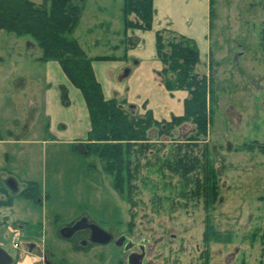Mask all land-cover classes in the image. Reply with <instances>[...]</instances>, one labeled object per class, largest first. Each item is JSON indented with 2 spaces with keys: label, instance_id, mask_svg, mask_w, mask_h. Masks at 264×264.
<instances>
[{
  "label": "rangeland",
  "instance_id": "obj_1",
  "mask_svg": "<svg viewBox=\"0 0 264 264\" xmlns=\"http://www.w3.org/2000/svg\"><path fill=\"white\" fill-rule=\"evenodd\" d=\"M121 4L85 0L73 36L88 55L122 54ZM102 21L110 26L99 25ZM210 21L212 64L198 66L212 78L206 140L219 172L218 198L209 211L217 232L209 242L203 236V200L177 194V176L167 169L163 176L155 171V157L152 168L141 169L147 179L137 181L129 225V206L113 189V177L97 154L80 152L76 142L42 141L51 134L40 91L46 87L41 49L28 37L0 30V182L13 177L21 190L32 180L41 190L37 200L13 196L11 214L0 213V244L12 264H44V257L51 264L125 263L113 239L82 244L86 231L60 236L61 226L86 216L113 238L126 232L133 239L138 231L149 234L144 264H264V0H215ZM191 130L185 123L176 128V137ZM16 230L17 250L9 241Z\"/></svg>",
  "mask_w": 264,
  "mask_h": 264
},
{
  "label": "trees",
  "instance_id": "obj_2",
  "mask_svg": "<svg viewBox=\"0 0 264 264\" xmlns=\"http://www.w3.org/2000/svg\"><path fill=\"white\" fill-rule=\"evenodd\" d=\"M84 1L0 0V30L33 40L41 49L39 60L57 61L69 81L81 91L89 113L90 129L80 152L97 154L104 170L112 175L113 189L129 206L131 220L128 224L132 225V209L137 204V181L145 183L147 179L141 176V169L152 168L151 158L155 157L159 162L155 171L163 176V170L167 169L177 176L174 184L177 194L187 200H203V236L205 242H209L217 232L209 211L218 198L219 172L206 140L211 122L212 78L198 71L200 55L196 42L170 29L156 31L155 49L161 63L162 83L169 91L186 92L183 112L168 119L156 118L150 109L140 113L124 99L103 95L91 62L114 57L88 56L73 36ZM214 1L209 0L210 10ZM120 11L124 33L127 29H151L153 0H122ZM65 98L63 89L64 102ZM185 123L192 125L191 132L183 138L176 137V128ZM1 193H5V197L0 198V205H10L13 196L18 194L34 200L41 196L35 181H27L15 194L0 186Z\"/></svg>",
  "mask_w": 264,
  "mask_h": 264
},
{
  "label": "crops",
  "instance_id": "obj_3",
  "mask_svg": "<svg viewBox=\"0 0 264 264\" xmlns=\"http://www.w3.org/2000/svg\"><path fill=\"white\" fill-rule=\"evenodd\" d=\"M153 7L151 29H127L125 33L123 32L122 54L107 55L113 56V59H94L91 65L105 98L124 99L127 104L134 105L140 113L150 109L156 118L168 119L172 115L182 114L186 92L169 91L162 83L161 63L157 59L155 49L156 31L170 29L192 38L198 47L203 69L204 66L212 64L209 39L210 4L209 0H153ZM103 22H99V25ZM104 24L110 26L109 21H105ZM26 43L33 44L31 41ZM116 47L120 46L115 45L114 48ZM208 56L209 60L206 63ZM133 58L135 62L128 64V60ZM43 63L46 87L40 91L43 92V112L49 119L51 136L48 140L42 141L68 144L76 142L80 151H83L87 132L90 129V118L82 93L69 81L57 61L48 60ZM63 89L66 91L65 102L62 99ZM29 103L33 104L34 100L29 99ZM2 141L4 140H0V144ZM11 209L13 204L2 205L0 213L11 214ZM33 247L34 245L31 244L29 249Z\"/></svg>",
  "mask_w": 264,
  "mask_h": 264
},
{
  "label": "water",
  "instance_id": "obj_4",
  "mask_svg": "<svg viewBox=\"0 0 264 264\" xmlns=\"http://www.w3.org/2000/svg\"><path fill=\"white\" fill-rule=\"evenodd\" d=\"M4 184L6 187L12 192V193H17L18 192V187H17V182L13 177H7L4 180ZM76 222L74 225H63L59 228L58 233L60 236L65 237V238H70V236L76 231L77 227ZM89 227L91 229V237L90 240L91 242H96V243H107L110 241L111 236L110 234L100 228L98 225L95 223L89 224ZM126 242L124 243V241ZM115 244L117 246L123 245V250L124 251H130L136 243H134L131 239H127L125 235H120L118 239L115 241ZM141 251L136 252V251H130L127 255L126 258V264H143V260L145 258V251L143 247H140ZM13 262L12 256L4 249L0 248V264H11Z\"/></svg>",
  "mask_w": 264,
  "mask_h": 264
},
{
  "label": "flooded vegetation",
  "instance_id": "obj_5",
  "mask_svg": "<svg viewBox=\"0 0 264 264\" xmlns=\"http://www.w3.org/2000/svg\"><path fill=\"white\" fill-rule=\"evenodd\" d=\"M6 179V178H5ZM5 179H3L1 182H0V186H3V187H5V188H7L6 187V185L4 184V180ZM7 190H8V192H10V190L7 188ZM5 197V193H1L0 194V198H4ZM0 206H2V205H0ZM78 223L76 224V227H77V229H76V231L70 236V238H72V237H74L76 234H78V233H80L81 231L82 232H85L86 231V233H87V236L86 237H83V238H81L80 240H82V244H89V243H91V240H90V237H91V229H90V227H89V224H91V223H93L91 220H89V218H87V217H84V218H82V219H80L79 221H77ZM106 231V230H105ZM109 234H110V236H111V239H113V241H114V243H115V241L118 239V237L120 236V235H125L126 236V238L127 239H131L134 243H136V245L130 250V251H136V252H140L141 251V249H140V247H143L144 248V251H145V258H144V260L146 259V257H147V254H148V250H147V245H148V243L150 242V236H149V234L148 235H145V236H142V233L140 232V231H138V232H136V234L138 235V238L137 239H133V238H131L130 237V235H129V233L128 232H126L127 234H123V233H121V234H119V235H117V236H114V238H113V234L110 232V231H107ZM110 239V240H111ZM126 242V240L124 241V243ZM116 245V244H115ZM124 245V244H123ZM123 245H121V246H118V247H120L121 249H122V252H124L125 253V263H124V261H123V263L122 264H126V258H127V255H128V253L130 252V251H124L123 250ZM117 246V245H116ZM0 248H2V249H4V250H6L5 248H4V246L3 245H1L0 244ZM122 258H123V256H122ZM44 264H51V262L50 261H48L47 259H46V257H44ZM122 260V259H121ZM144 260H143V264H144ZM13 263V262H12ZM11 263V264H12Z\"/></svg>",
  "mask_w": 264,
  "mask_h": 264
},
{
  "label": "built area",
  "instance_id": "obj_6",
  "mask_svg": "<svg viewBox=\"0 0 264 264\" xmlns=\"http://www.w3.org/2000/svg\"><path fill=\"white\" fill-rule=\"evenodd\" d=\"M19 238H20L19 230L12 232V234L10 233L9 241H10V245L13 249L17 250L20 247Z\"/></svg>",
  "mask_w": 264,
  "mask_h": 264
}]
</instances>
